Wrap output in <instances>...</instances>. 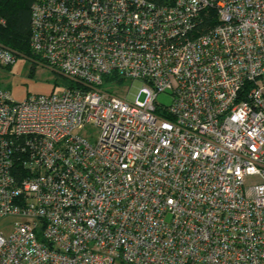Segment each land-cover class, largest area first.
Returning <instances> with one entry per match:
<instances>
[{
    "label": "built area",
    "instance_id": "obj_1",
    "mask_svg": "<svg viewBox=\"0 0 264 264\" xmlns=\"http://www.w3.org/2000/svg\"><path fill=\"white\" fill-rule=\"evenodd\" d=\"M30 15L35 60L68 84L0 86V264H264V0ZM18 56L0 43V66ZM113 73L140 86L125 98Z\"/></svg>",
    "mask_w": 264,
    "mask_h": 264
},
{
    "label": "rangeland",
    "instance_id": "obj_2",
    "mask_svg": "<svg viewBox=\"0 0 264 264\" xmlns=\"http://www.w3.org/2000/svg\"><path fill=\"white\" fill-rule=\"evenodd\" d=\"M67 84L68 80L61 74L27 56L26 58L18 56L9 67L0 66V86L8 90L14 101H21L30 94L49 95L50 93H58ZM139 86V81L124 79L119 86L115 85L112 89L128 98L129 92H134ZM144 97L145 94L140 92L138 100L142 101ZM156 101L169 106L172 102L170 92L159 93Z\"/></svg>",
    "mask_w": 264,
    "mask_h": 264
},
{
    "label": "trees",
    "instance_id": "obj_3",
    "mask_svg": "<svg viewBox=\"0 0 264 264\" xmlns=\"http://www.w3.org/2000/svg\"><path fill=\"white\" fill-rule=\"evenodd\" d=\"M33 0H0V43L13 49L21 56L34 60L29 48L31 31L30 6ZM206 26V20L202 24ZM116 74L104 77V83H122Z\"/></svg>",
    "mask_w": 264,
    "mask_h": 264
}]
</instances>
